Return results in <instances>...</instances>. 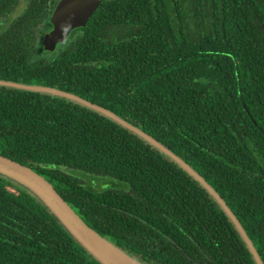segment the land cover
<instances>
[{"label":"trees","instance_id":"16d2710c","mask_svg":"<svg viewBox=\"0 0 264 264\" xmlns=\"http://www.w3.org/2000/svg\"><path fill=\"white\" fill-rule=\"evenodd\" d=\"M58 2L0 0V21L26 4L0 33V80L76 94L170 148L221 195L264 263V0H102L57 56L37 58ZM0 154L143 263L257 264L198 180L86 105L0 85ZM0 264L101 263L0 174Z\"/></svg>","mask_w":264,"mask_h":264},{"label":"water","instance_id":"95a60500","mask_svg":"<svg viewBox=\"0 0 264 264\" xmlns=\"http://www.w3.org/2000/svg\"><path fill=\"white\" fill-rule=\"evenodd\" d=\"M101 1L102 0H59L53 14L50 17L53 28L45 34L42 40L43 48L54 51L59 43L66 40L74 28L86 25L87 21L98 8ZM0 85L47 92L53 95L69 98L101 112L150 142L177 162L206 188V190L215 198L235 224L237 230L251 251L256 263L264 264L241 222L223 200L221 195L203 178L200 173H198L185 160L157 139L134 124L123 119L115 112L68 91L54 87L23 84L7 80H0ZM0 174L16 180L34 192L48 206L52 213L74 236V238L101 264H146L129 255L91 228L78 215L72 206L62 198L53 185L32 168L0 154ZM126 258L130 261H127Z\"/></svg>","mask_w":264,"mask_h":264},{"label":"rangeland","instance_id":"374dc122","mask_svg":"<svg viewBox=\"0 0 264 264\" xmlns=\"http://www.w3.org/2000/svg\"><path fill=\"white\" fill-rule=\"evenodd\" d=\"M23 1V0H21ZM26 4L24 5V3L19 7H17L13 12L10 13V15H8L7 19H2L0 21V33L7 27V25L13 20L15 19L24 9H25ZM42 43V41H41ZM60 52V46L58 45L57 48L54 51H50V50H46V49H39L35 56L37 58H46V59H53L55 56H57ZM64 169V168H63ZM66 171L73 173L75 175H78L82 178L85 177L86 181L92 185H94V187L98 188L101 184H102V188H107L109 186H111L113 183L111 182V180L104 179L103 181H93L90 177L92 176L91 174L82 172V171H78V170H72V169H67ZM94 177V176H92ZM105 177V176H104ZM108 181V182H107Z\"/></svg>","mask_w":264,"mask_h":264},{"label":"bare ground","instance_id":"6f19581e","mask_svg":"<svg viewBox=\"0 0 264 264\" xmlns=\"http://www.w3.org/2000/svg\"><path fill=\"white\" fill-rule=\"evenodd\" d=\"M126 260H127V261H130V260H128L127 258H126ZM130 264H131V263H130Z\"/></svg>","mask_w":264,"mask_h":264}]
</instances>
